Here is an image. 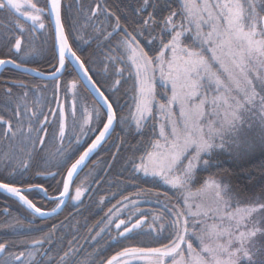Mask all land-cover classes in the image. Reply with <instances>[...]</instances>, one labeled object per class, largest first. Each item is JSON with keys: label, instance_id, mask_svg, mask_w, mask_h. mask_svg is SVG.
Instances as JSON below:
<instances>
[{"label": "rangeland", "instance_id": "obj_1", "mask_svg": "<svg viewBox=\"0 0 264 264\" xmlns=\"http://www.w3.org/2000/svg\"><path fill=\"white\" fill-rule=\"evenodd\" d=\"M47 1L8 0L6 5L0 0V54L27 66L39 63L50 73L57 56ZM65 1L68 42L82 46L90 8L81 7L80 0ZM178 2L182 18L170 17L162 31L169 38L157 40L148 18L135 37L125 40L124 57L104 69L101 79L120 111L116 120L122 129L138 132L147 123L154 129L150 146L140 144L134 166L142 180L162 190L136 201L163 210V216L150 218L145 239L166 243L156 250L180 248L172 255H134L113 264H264V195L247 200L227 178L207 173L213 155L248 160L264 151V0ZM143 4L147 11L149 1ZM16 80L0 82V177L60 176V193L69 168L105 124L106 112L69 63L54 81ZM255 173L252 169L248 188L259 183ZM96 174V168H89L78 176L71 203L79 202ZM246 177L240 174L242 182ZM8 197L31 216L18 218L6 205L8 217L0 227L22 233L24 223L39 216ZM59 204L41 210L54 211ZM144 223L129 219L124 225ZM124 225L119 221L115 229ZM0 248V264H34L45 251L18 254Z\"/></svg>", "mask_w": 264, "mask_h": 264}, {"label": "trees", "instance_id": "obj_2", "mask_svg": "<svg viewBox=\"0 0 264 264\" xmlns=\"http://www.w3.org/2000/svg\"><path fill=\"white\" fill-rule=\"evenodd\" d=\"M80 1L81 7L88 5L90 8L91 13H86L85 21L90 29L86 39L82 41V46L79 42L78 45L70 39L69 43L96 85L112 104L116 115L119 116L120 111L118 112L112 98L104 88L101 72L113 67L114 60L118 61L124 57L122 47L125 40L130 36L135 37L134 31L143 26L148 18L147 24L156 29L157 40L168 39L170 35H165L162 31L170 17L175 20L182 18L180 4L178 0H148L149 5L146 11L144 0H92L91 5L86 0ZM65 2V0L62 2V22L67 32ZM147 55L154 56L149 55L148 52ZM0 58L15 60L12 56L2 57L1 54ZM29 66L41 71L46 68L39 63ZM70 69L68 67V71ZM19 77L30 78L13 69H6L0 77V82H3L4 78L18 81L16 79ZM148 124L138 132L133 127L124 130L117 118L114 131L90 158L79 175L81 177L89 168L97 169L96 178L79 202L73 204L69 200L63 210L53 217H33L32 221L24 223L22 233L0 227V245L6 246L9 252L18 254L44 248L45 251L34 264H105L113 255L124 251L150 250L164 246L166 243L145 239L151 227L150 218L153 215L163 216L162 208L157 206L158 204L136 202L148 197L147 192L156 190L162 193L160 188L142 180L134 169L141 156L140 144L148 148L151 140L154 139V129ZM210 159L207 161L209 177L227 178L232 188L236 190L238 188L237 194L247 200L256 201L258 193L259 196L264 195L258 192L264 193V151H260L248 160L243 157L233 160L225 155H213ZM252 169L256 170L255 175L259 183L248 188L246 185L254 181V178L250 176ZM244 173L249 177L242 182L240 174ZM0 182L25 188L40 186L49 196H56L59 194L61 178L55 175L44 179L30 175L14 180H5L0 177ZM39 193L33 190L26 192L25 195L40 209L50 208L57 203L45 199ZM149 196L154 197L156 202L161 201L157 198L159 195ZM6 205L18 213V218L31 216L15 200L0 193V226L8 217L3 212ZM129 219L133 222L144 219L145 223L137 228L128 227L124 225V222ZM119 221H122L124 226L117 230L115 225ZM157 230L160 231V228L157 227ZM37 242L42 244L31 247Z\"/></svg>", "mask_w": 264, "mask_h": 264}, {"label": "water", "instance_id": "obj_3", "mask_svg": "<svg viewBox=\"0 0 264 264\" xmlns=\"http://www.w3.org/2000/svg\"><path fill=\"white\" fill-rule=\"evenodd\" d=\"M61 2L62 0H48L47 1V10L50 25L53 31L54 37V47L57 56V67L53 72L46 73L31 66L19 64L11 59H0V76L6 69H13L22 74L28 75L30 77L44 80V81H54L59 79L65 72L67 63L73 68L76 72L79 80L82 82L84 87L90 92L93 98L101 105L105 110L107 115V120L101 130L96 134L93 140L89 145L83 150V152L78 156L74 163L69 168L65 181L63 184L62 191L56 196H49L47 191L40 186L21 188L5 183L0 182V193L6 194L13 198L18 199L21 203L27 206L34 214L41 218H49L60 213L66 204L69 202L74 183L78 176L80 175L83 168L87 165L90 158L98 151V149L107 141L116 126V114L114 108L107 97L96 85L91 75L87 71L84 63L80 57L75 53L71 48L65 29L62 22L61 16ZM261 26L264 32V15L261 18ZM40 191L44 198L50 201L60 202L59 206L54 211H44L36 207L30 200H28L24 193L29 191ZM177 248L171 252H165L162 250L150 249V250H129L124 251L119 254L114 255L108 259L105 264H113L116 261L134 255H172L177 252ZM2 249L0 248V254Z\"/></svg>", "mask_w": 264, "mask_h": 264}, {"label": "flooded vegetation", "instance_id": "obj_4", "mask_svg": "<svg viewBox=\"0 0 264 264\" xmlns=\"http://www.w3.org/2000/svg\"><path fill=\"white\" fill-rule=\"evenodd\" d=\"M2 2L4 3V4H6V5H8V0H2Z\"/></svg>", "mask_w": 264, "mask_h": 264}]
</instances>
